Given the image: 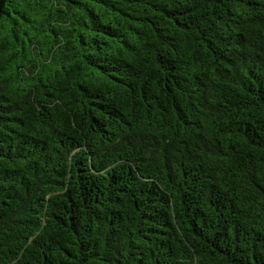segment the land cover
<instances>
[{
  "label": "trees",
  "instance_id": "obj_1",
  "mask_svg": "<svg viewBox=\"0 0 264 264\" xmlns=\"http://www.w3.org/2000/svg\"><path fill=\"white\" fill-rule=\"evenodd\" d=\"M0 264H264V0H0Z\"/></svg>",
  "mask_w": 264,
  "mask_h": 264
}]
</instances>
